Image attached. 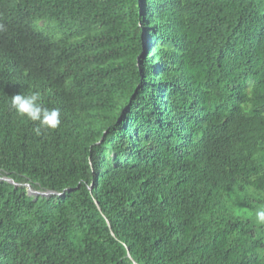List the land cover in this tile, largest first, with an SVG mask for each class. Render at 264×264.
I'll list each match as a JSON object with an SVG mask.
<instances>
[{"label":"trees","instance_id":"1","mask_svg":"<svg viewBox=\"0 0 264 264\" xmlns=\"http://www.w3.org/2000/svg\"><path fill=\"white\" fill-rule=\"evenodd\" d=\"M1 3L0 264H264V0Z\"/></svg>","mask_w":264,"mask_h":264},{"label":"clouds","instance_id":"2","mask_svg":"<svg viewBox=\"0 0 264 264\" xmlns=\"http://www.w3.org/2000/svg\"><path fill=\"white\" fill-rule=\"evenodd\" d=\"M2 5L0 11V17L3 16L5 9L8 7L5 4ZM0 22V31H4L5 25ZM12 108L22 117H26L28 120L36 124L35 132L40 135L42 131L56 130L61 124V112L58 108L46 107L41 98L39 91H33L29 94H17L11 97ZM256 222L260 225H264V206H261L255 213Z\"/></svg>","mask_w":264,"mask_h":264},{"label":"water","instance_id":"3","mask_svg":"<svg viewBox=\"0 0 264 264\" xmlns=\"http://www.w3.org/2000/svg\"><path fill=\"white\" fill-rule=\"evenodd\" d=\"M6 179L9 180L10 182L14 183L13 179H11V178H6ZM28 191H29V194L32 193L35 196H39L40 195V196H46V197H49L52 194H57L58 193L57 191H54V190H36V189H34V188L30 187V186L28 188ZM96 204L98 205L99 209H101L100 206H99V202L97 200H96ZM107 222L110 225L109 221H107Z\"/></svg>","mask_w":264,"mask_h":264},{"label":"rangeland","instance_id":"4","mask_svg":"<svg viewBox=\"0 0 264 264\" xmlns=\"http://www.w3.org/2000/svg\"><path fill=\"white\" fill-rule=\"evenodd\" d=\"M30 195L35 196L32 193ZM231 198H233L232 204H236V205L240 206L241 202L235 198V195L231 196Z\"/></svg>","mask_w":264,"mask_h":264}]
</instances>
